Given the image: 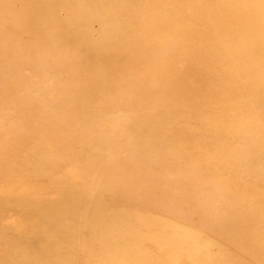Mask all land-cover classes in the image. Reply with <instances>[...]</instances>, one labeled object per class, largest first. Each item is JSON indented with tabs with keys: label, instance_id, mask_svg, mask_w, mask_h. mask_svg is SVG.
Here are the masks:
<instances>
[{
	"label": "bare ground",
	"instance_id": "1",
	"mask_svg": "<svg viewBox=\"0 0 264 264\" xmlns=\"http://www.w3.org/2000/svg\"><path fill=\"white\" fill-rule=\"evenodd\" d=\"M235 113L264 115V0H0V264H264Z\"/></svg>",
	"mask_w": 264,
	"mask_h": 264
},
{
	"label": "rangeland",
	"instance_id": "2",
	"mask_svg": "<svg viewBox=\"0 0 264 264\" xmlns=\"http://www.w3.org/2000/svg\"><path fill=\"white\" fill-rule=\"evenodd\" d=\"M219 113V111H217L216 112V114H218ZM242 113V112H241ZM244 114V113H243ZM226 115V119H229V117H228V115H229V113H226L225 114ZM242 116V115H241ZM241 116H239L238 114H233L231 117H230V120H233L234 121V126H236V127H243V125H247L246 126V128H247V130H250V129H252V128H255V127H258V128H262L263 126H264V121H263V123H262V120L264 119V115H263V113L261 114V115H256L255 117H246L245 119L243 118V116L245 117L246 115L244 114L242 117ZM244 119V120H243ZM213 122H217V124L216 125H218L219 127L218 128H220L224 123H225V121L224 120H222V119H215V118H213V117H211V118H209V117H206V118H204V120H202V122L201 123H198V124H195V128H203V127H207L208 125H211ZM262 124V125H261ZM201 130V129H200ZM220 130V129H219ZM218 132H220V131H218ZM248 133V132H247ZM224 135H226L224 132H220V133H218V134H216V135H214V136H210V138H227V137H224ZM230 135V134H229ZM209 137V136H208ZM208 137H206V138H208ZM228 138H231V137H228ZM230 141H232V140H230ZM228 147V144H225V143H223V144H221L219 147H217V146H215L214 148H212V149H210V150H208L209 151V153L210 154H213V153H215V152H221V151H226L227 148ZM224 151V152H225ZM231 162L228 160V161H225V163L227 162L228 164H229V166H225V168H226V171L227 170H230L231 169V165H232V163L233 162H237L239 159H241V158H239L238 156H236V155H232L231 157ZM224 163V164H225ZM243 163V162H242ZM217 167H219V166H223L222 165V159H220L219 161H218V164L216 165ZM246 166L245 165H241L239 168H236V166H235V171L237 172L239 169H243V168H245ZM246 180H244V183H247L248 184V182H245Z\"/></svg>",
	"mask_w": 264,
	"mask_h": 264
}]
</instances>
